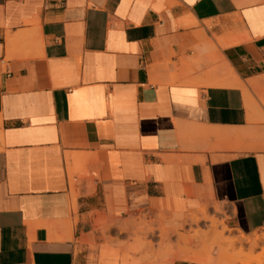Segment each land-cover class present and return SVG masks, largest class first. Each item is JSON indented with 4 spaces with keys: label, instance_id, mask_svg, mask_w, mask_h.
<instances>
[{
    "label": "crops",
    "instance_id": "obj_1",
    "mask_svg": "<svg viewBox=\"0 0 264 264\" xmlns=\"http://www.w3.org/2000/svg\"><path fill=\"white\" fill-rule=\"evenodd\" d=\"M262 94L264 0H0V264H203L205 206L263 229Z\"/></svg>",
    "mask_w": 264,
    "mask_h": 264
},
{
    "label": "rangeland",
    "instance_id": "obj_2",
    "mask_svg": "<svg viewBox=\"0 0 264 264\" xmlns=\"http://www.w3.org/2000/svg\"><path fill=\"white\" fill-rule=\"evenodd\" d=\"M254 100L257 105L254 122L264 123V94L255 96ZM260 148L264 150V143ZM215 211L212 215L205 206L187 219L191 241L199 242L203 248V252H196L191 259L203 264H207L202 261L206 258H211L215 264H264V239L258 240L264 236V228L251 235L237 233L218 216L223 212L219 205L215 206Z\"/></svg>",
    "mask_w": 264,
    "mask_h": 264
},
{
    "label": "bare ground",
    "instance_id": "obj_3",
    "mask_svg": "<svg viewBox=\"0 0 264 264\" xmlns=\"http://www.w3.org/2000/svg\"><path fill=\"white\" fill-rule=\"evenodd\" d=\"M264 239V236L262 237V238H259L258 240L259 241H261V240H263ZM223 240V239H222ZM255 240V239H254ZM216 255V254H215ZM209 259V258H208ZM219 259V258H218ZM263 259V258H262ZM254 260H255V258H254ZM232 261V260H231ZM213 262V260L212 259H210L209 260V263H212ZM249 262V261H248ZM229 263V262H228ZM264 263V262H263Z\"/></svg>",
    "mask_w": 264,
    "mask_h": 264
}]
</instances>
